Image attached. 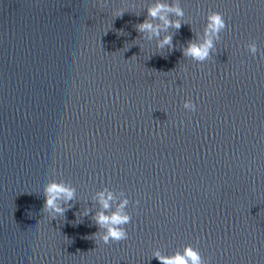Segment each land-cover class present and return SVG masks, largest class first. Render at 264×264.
<instances>
[{
    "label": "water",
    "instance_id": "obj_1",
    "mask_svg": "<svg viewBox=\"0 0 264 264\" xmlns=\"http://www.w3.org/2000/svg\"><path fill=\"white\" fill-rule=\"evenodd\" d=\"M147 3L0 0V264H161L156 248L187 244L210 264H264V0H181L170 52L135 28ZM209 11L228 28L196 63L182 47ZM52 179L78 201L51 220ZM105 186L132 221L96 244L74 213Z\"/></svg>",
    "mask_w": 264,
    "mask_h": 264
},
{
    "label": "clouds",
    "instance_id": "obj_2",
    "mask_svg": "<svg viewBox=\"0 0 264 264\" xmlns=\"http://www.w3.org/2000/svg\"><path fill=\"white\" fill-rule=\"evenodd\" d=\"M146 10L147 15L143 22L135 26L137 32L148 41L154 40L157 49L172 51L175 48L173 44L175 32L185 23L183 22L185 11L181 0H148ZM124 12L118 9L114 15L120 17ZM227 28L228 23L223 13L209 11L202 33H195V37L186 42V47H182L183 56L196 63L209 60L217 51L216 44L221 33ZM172 29L175 31H171ZM246 48L253 56L258 52V45L254 40L249 42ZM183 107L186 111H195L197 105L191 99H185ZM42 196L44 204L41 211L47 213L51 220L65 217L66 212L78 201L76 187L63 179H52L46 183ZM91 201V207L87 206L83 211L74 213L77 216L76 223H79L82 217L91 214V219L98 228V231L93 233L96 244L127 240L126 225L132 221V215L128 211L130 203L128 196L123 191L117 194L105 186L94 193ZM135 203L138 204L139 201ZM153 257L161 264H210L209 261H205L200 249L192 244L169 254L156 248L151 258Z\"/></svg>",
    "mask_w": 264,
    "mask_h": 264
}]
</instances>
